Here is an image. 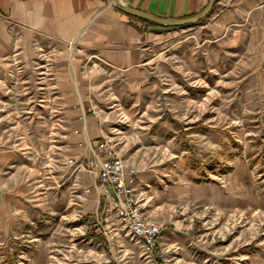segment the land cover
I'll use <instances>...</instances> for the list:
<instances>
[{"label":"rangeland","instance_id":"1","mask_svg":"<svg viewBox=\"0 0 264 264\" xmlns=\"http://www.w3.org/2000/svg\"><path fill=\"white\" fill-rule=\"evenodd\" d=\"M217 14L162 28L134 89L100 81L83 100L56 82L57 46L13 44L0 65V264H264V34L215 36ZM84 115L119 135L143 209L164 223L150 253L67 161Z\"/></svg>","mask_w":264,"mask_h":264},{"label":"crops","instance_id":"2","mask_svg":"<svg viewBox=\"0 0 264 264\" xmlns=\"http://www.w3.org/2000/svg\"><path fill=\"white\" fill-rule=\"evenodd\" d=\"M121 1L133 8L171 18L192 16L208 2ZM257 1L217 0L211 13L218 14L208 22L209 30L217 36L231 30L236 33L242 28L245 39H248L249 33L264 34L261 21L256 22L258 12L264 10V5ZM162 32V28L144 24L120 11L112 0H0V65L2 57L11 51L15 42L21 41L27 45L28 40L34 37L36 40H46L58 47L57 51L53 49L56 52V67L67 71L65 74L56 73V82L61 83L67 76L66 82L73 84L75 91H67V98L83 100L89 95L92 85L100 81L123 84L127 90L134 89L142 78L141 67L147 47ZM101 72H105L102 77ZM80 125L76 141H95L100 137L98 127L85 115ZM116 137L119 139L117 133ZM77 153L82 154V150ZM87 178L92 187L95 180L89 175ZM137 187L139 190L138 173ZM92 193L98 199L96 193Z\"/></svg>","mask_w":264,"mask_h":264},{"label":"built area","instance_id":"3","mask_svg":"<svg viewBox=\"0 0 264 264\" xmlns=\"http://www.w3.org/2000/svg\"><path fill=\"white\" fill-rule=\"evenodd\" d=\"M119 142L113 131L95 141H79L81 156L77 159L69 157L67 161L95 180L92 187H86L84 192L96 193L101 211L108 205L107 209L114 211L117 221L130 238L140 243L146 253H150L165 226L144 211L137 187L138 171L126 164L118 149Z\"/></svg>","mask_w":264,"mask_h":264},{"label":"water","instance_id":"4","mask_svg":"<svg viewBox=\"0 0 264 264\" xmlns=\"http://www.w3.org/2000/svg\"><path fill=\"white\" fill-rule=\"evenodd\" d=\"M114 6L120 11L126 13L127 15L134 16L143 20L151 21L161 26L168 27H179L184 25H191L200 22L205 19L212 11L214 4L217 0H208L207 4L196 14L188 17L181 18H171L158 16L140 9L133 8L121 0H112Z\"/></svg>","mask_w":264,"mask_h":264},{"label":"trees","instance_id":"5","mask_svg":"<svg viewBox=\"0 0 264 264\" xmlns=\"http://www.w3.org/2000/svg\"><path fill=\"white\" fill-rule=\"evenodd\" d=\"M130 16V15H129ZM132 18L134 19H137L139 21H141L142 23L144 24H147V25H155L157 27H160V28H167L168 26H161V25H157L156 23H153L151 21H147V20H143V19H140V18H137V17H134V16H131Z\"/></svg>","mask_w":264,"mask_h":264}]
</instances>
